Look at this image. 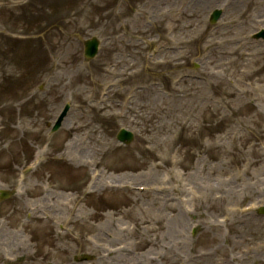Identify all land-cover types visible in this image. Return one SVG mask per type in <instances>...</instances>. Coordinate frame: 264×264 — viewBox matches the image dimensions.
Segmentation results:
<instances>
[{
	"label": "rangeland",
	"instance_id": "obj_1",
	"mask_svg": "<svg viewBox=\"0 0 264 264\" xmlns=\"http://www.w3.org/2000/svg\"><path fill=\"white\" fill-rule=\"evenodd\" d=\"M259 27L264 0H0V264H264Z\"/></svg>",
	"mask_w": 264,
	"mask_h": 264
},
{
	"label": "bare ground",
	"instance_id": "obj_2",
	"mask_svg": "<svg viewBox=\"0 0 264 264\" xmlns=\"http://www.w3.org/2000/svg\"><path fill=\"white\" fill-rule=\"evenodd\" d=\"M126 15V12H123L122 13V16L124 17ZM119 17H120V12H119ZM129 17H135L133 14H130L129 15ZM97 22V21H96ZM112 55L114 56L115 54L112 52ZM143 71H141V73H142ZM138 73V72H137ZM54 115H55V113L53 114V116H52V118L54 117ZM157 130V125L155 124L154 125V133H155V131ZM98 132V135L99 136H97L96 134H95V141H96V148H95V150L96 151H100L99 153L100 154H104L105 153V150H106V147H107V142L105 143V140H104V138H102L101 137V135H100V132H99V126H96V128H95V133H97ZM73 148V147H72ZM149 149V148H148ZM94 162H97L96 160H93ZM101 174H102V171L99 173V175L98 176H96L95 178H94V181H93V183L94 184H102V183H104V182H106L104 179H102L101 178ZM146 175V174H145ZM47 178V177H46ZM109 178V181L108 182H119L120 181V176H109L108 177ZM231 183H232V181H230ZM49 191L50 190H47L44 194H43V197L41 198L42 199V201L40 202V203H42L43 202V200L44 201H46V200H48V198L50 197L49 196ZM52 198V197H51ZM71 200V199H70ZM72 201V200H71ZM42 208H40V205H35L34 207L32 206V208H31V210H32V218H35V219H40L41 218V216L38 214V212H40V210H41ZM44 218V217H43ZM44 219H46V220H48L49 219V217H46V218H44ZM65 223H66V221H65ZM147 227L149 228L150 227V229H152L153 230V226H151V225H147ZM3 228H1L0 229V234L1 235H4V233L3 232H1V230H2ZM21 235H22V237L24 238V236H23V234L21 233ZM21 235L19 234V232L18 231H12L7 237L10 239V243H12V244H15V243H20V245H26V241L25 240H23L22 239V237H21ZM150 237V236H149ZM104 241V240H103ZM107 241V240H106ZM151 242H152V239H151V237H150V239H148V240H146V242L145 243H142L141 244V246H140V248H144V247H149V246H151ZM53 245H54V243H53ZM55 248H59V249H61L60 248V246H59V244H55ZM25 264V263H24ZM27 264H29V263H27Z\"/></svg>",
	"mask_w": 264,
	"mask_h": 264
}]
</instances>
